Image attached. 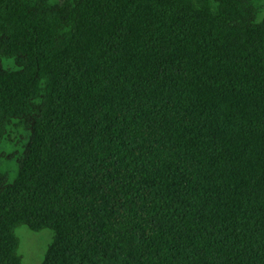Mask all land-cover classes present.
I'll list each match as a JSON object with an SVG mask.
<instances>
[{"label": "trees", "instance_id": "obj_1", "mask_svg": "<svg viewBox=\"0 0 264 264\" xmlns=\"http://www.w3.org/2000/svg\"><path fill=\"white\" fill-rule=\"evenodd\" d=\"M249 0H0V264H264V19Z\"/></svg>", "mask_w": 264, "mask_h": 264}, {"label": "rangeland", "instance_id": "obj_2", "mask_svg": "<svg viewBox=\"0 0 264 264\" xmlns=\"http://www.w3.org/2000/svg\"><path fill=\"white\" fill-rule=\"evenodd\" d=\"M59 2L60 0H51ZM258 6L259 12L257 22L264 19V0H249ZM14 149L12 144L2 143L0 151L9 153ZM16 163L13 161H2L0 164V174L8 176L11 180L16 174ZM15 235L19 240L18 254L21 257V264H40L44 252L51 241L52 234L45 229L40 232H32L25 226H19L15 230Z\"/></svg>", "mask_w": 264, "mask_h": 264}]
</instances>
